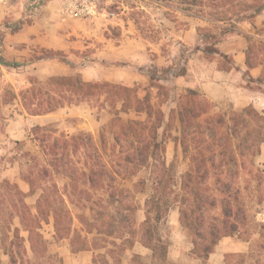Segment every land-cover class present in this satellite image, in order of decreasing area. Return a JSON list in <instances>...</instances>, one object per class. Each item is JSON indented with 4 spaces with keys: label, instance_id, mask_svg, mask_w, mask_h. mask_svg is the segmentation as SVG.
Listing matches in <instances>:
<instances>
[{
    "label": "trees",
    "instance_id": "1",
    "mask_svg": "<svg viewBox=\"0 0 264 264\" xmlns=\"http://www.w3.org/2000/svg\"><path fill=\"white\" fill-rule=\"evenodd\" d=\"M186 1L202 4V0ZM41 3L42 0H32L27 4L28 11L33 13ZM208 51L218 54L217 50ZM246 65L253 68L248 62ZM0 66L19 65L6 62L0 51ZM185 74V67L178 68V72H173L171 67L156 71L150 76L149 87L143 96L137 85L89 82L78 74L32 82L19 95L6 90L2 104L17 103L30 116H44L64 107L86 105L98 114L106 112L110 117L97 138L82 132L73 135L58 133L53 126L33 128L30 140L37 153L24 152L20 156L21 180L28 185V192H22L18 185H10L8 181L0 184V189L10 191L8 198L13 212L9 219L18 220L21 228L14 230V241L24 243V238L19 235L22 230L29 235L32 251L37 241L46 244L38 230L52 220L55 240H68L73 247L78 239L81 246L72 252L91 251L85 245L91 231L72 228V210L80 213L87 210L89 214L96 210V217L88 219L80 214L78 222L84 228L92 226L91 220L102 224L108 229L104 236L112 239L108 244L121 250L125 244L132 243L137 224L135 213L138 206L129 201L134 192L143 191L147 181L139 182L138 192L125 188L124 182L143 170H149L152 176V194L145 201L146 221L142 239L159 256L164 255L165 249L159 238L154 240L153 228L157 229L165 221L174 206H180V222L190 232L197 226L189 214L201 210V219L195 218V221L203 220L204 223L208 218L205 212L220 211L206 227L208 237L204 240L209 239L208 242L203 246L193 240L197 256H208L222 237L240 231L246 225V212L240 204L242 190L236 187L235 180L246 170V163L261 153L264 113L246 107L240 112L216 114L214 104L193 89L170 98L168 93L171 89L161 82L184 77ZM255 82L262 83L263 79ZM151 90L157 91L158 106L152 101ZM161 97L165 100L170 98L175 103V109L167 117L160 109ZM175 122L178 135L169 136L167 126ZM168 137L175 149L174 161L169 166L165 161ZM15 145L20 148L25 144L15 142ZM179 150L187 162L186 169L178 178L181 201L176 200L177 194L173 190L177 183L174 166ZM58 180L64 181L62 187ZM37 192L40 194L33 205L36 211L33 215L26 200ZM191 204L196 205L194 210L190 208ZM193 233L194 236L201 235V232ZM61 234L64 237L60 238ZM11 244L13 247L14 242Z\"/></svg>",
    "mask_w": 264,
    "mask_h": 264
},
{
    "label": "rangeland",
    "instance_id": "2",
    "mask_svg": "<svg viewBox=\"0 0 264 264\" xmlns=\"http://www.w3.org/2000/svg\"><path fill=\"white\" fill-rule=\"evenodd\" d=\"M57 8L58 2L52 0L38 14L35 11L30 13L27 5L22 2H16L8 10H0V51L6 62L19 65L0 66V184L8 181L10 185L16 184L22 191L28 192V185L21 181L20 156L24 152L37 153L35 144L30 140L33 128L53 126L58 133L73 135L82 132L97 138L100 129L110 118L106 112L98 114L86 105L64 107L44 116H30L17 103L2 104L6 90L19 95L35 81L43 82L50 77L78 74L89 82L137 85L143 96L144 90L149 87L150 76L156 71L171 67L173 72H178V68H187L189 62L192 70H196L195 67L216 59L220 68L227 69L230 67L231 56L223 57V54L227 49L235 47L241 49L250 65L261 68L259 76L263 79L262 83H256L250 71L244 74L241 81L255 97L253 104L247 107L264 113V100L257 95L264 93V0H202V4H191L186 0H119L117 5L111 6L114 17L104 14L99 18L82 20H62L48 15L57 13ZM44 14L47 15L46 20H42ZM186 36H189L188 42H183L181 39ZM208 50H217L221 56ZM253 74L256 77L259 73L254 71ZM161 84L171 89L168 96L172 99L189 89L183 82L176 84L173 79ZM240 85L243 86L242 83ZM151 93L153 103L158 106L157 91L151 90ZM170 98H160L163 101L160 109L166 117L175 109V103ZM212 103L216 114L242 110L234 109L231 101ZM130 117L134 118L133 115ZM177 128L175 122L167 126L166 132L175 137L178 135ZM15 142H23L25 145L19 148ZM166 144L169 153L166 150L165 161L169 166L174 161L175 149L169 137ZM186 164L179 150L174 166L177 183L173 186L178 201L182 198L178 178L186 169ZM263 164L264 146L253 161L251 159L246 163V170L235 180L236 187L242 190L240 204L246 212V225L242 231L246 234L259 229L252 223V215L256 198L264 200ZM151 178L150 171L143 170L135 178L124 182L125 188L138 192L139 182L147 181L143 191L134 192L129 202L137 206L144 203L152 187ZM58 184L62 187L64 181L58 180ZM9 192L6 188L0 189V256L8 258L0 260V264H61L58 256H64L61 251V242L64 241H53L52 220L38 230L46 244L37 241L32 251L25 241H14V230L18 228L19 222L9 219L13 212L10 209L12 203L8 198ZM39 194L37 192L26 200L33 215H36L33 205ZM193 206L196 205L191 204L190 208L194 210ZM72 211V228L76 231H91L85 245L92 249L96 263L108 264L107 256L123 255L129 245L125 244L121 250L109 245L112 239L104 236L103 233L108 229L103 228L102 224L91 220L92 226L84 228L78 222V215L84 214L92 219L96 217V210L94 214H89L87 210L85 213L76 209ZM219 213L217 209L205 212L208 218L204 223L203 220L195 221V218L201 219V210L189 214L190 220L197 226L195 231L186 229L192 242L194 240L203 246L208 242L209 239L204 240L208 237L206 227ZM153 232L162 236L164 244L168 242L166 223L157 229L153 228ZM193 232H201V235L194 236ZM19 235L20 238L26 237L21 231ZM59 237L64 236L61 234ZM80 241L75 240L71 249L79 248Z\"/></svg>",
    "mask_w": 264,
    "mask_h": 264
},
{
    "label": "crops",
    "instance_id": "3",
    "mask_svg": "<svg viewBox=\"0 0 264 264\" xmlns=\"http://www.w3.org/2000/svg\"><path fill=\"white\" fill-rule=\"evenodd\" d=\"M48 15L60 18L59 15L54 12ZM46 17L47 15L44 14L42 20H46ZM188 37L189 36H186L181 40L183 42H188ZM216 55L221 56L220 53ZM227 56H231L229 57L231 59L230 67L227 69L220 68L217 59L209 64L205 63L201 64L199 67H195L196 70H192V64L189 62L185 76L173 79V81H175L176 84L178 82H183L187 88L200 92L210 102L231 101L234 104V109L241 110L253 104L255 98L253 92L244 87L246 85L241 81L242 77L247 71H250L254 80L260 79L259 75L261 68H248L246 65L247 59L240 48L236 49L233 47L232 49H227L223 57ZM254 71H258V76L254 77ZM240 81L243 86L240 85ZM257 95L262 97L261 100H264L263 92ZM166 150H168L167 146ZM149 191L144 203L138 206L135 213L137 224L134 228L135 232L132 237V243L127 247L122 256H107L106 262L108 261V264H264V200L256 198L253 206L255 209L252 215V223L258 226L259 229L250 232V234H246L242 231L243 227H241L240 231L234 235L222 237L213 246L208 256H197L194 254L192 239L186 231V228H184L180 222V208L178 206L172 207L163 222L168 226V242L164 244L162 242V236L156 235V239H154L157 240L159 238L165 249L164 255L159 256L158 253L148 247L142 239L144 230L143 224L146 221L145 201L152 194V188H150ZM22 192L25 193L26 191ZM18 229H21L19 223ZM21 232L23 231L21 230ZM23 233L26 235V237L24 236L23 238L28 244V249L31 250L28 242L29 235L27 232ZM52 239L53 241L55 240L54 228ZM63 241L64 243L61 242V251L64 256H58L61 260V264H98L95 261L96 256H93L94 254L92 251L84 250L74 254L69 241ZM54 244L56 243L54 242ZM7 259V256H0V260Z\"/></svg>",
    "mask_w": 264,
    "mask_h": 264
},
{
    "label": "built area",
    "instance_id": "4",
    "mask_svg": "<svg viewBox=\"0 0 264 264\" xmlns=\"http://www.w3.org/2000/svg\"><path fill=\"white\" fill-rule=\"evenodd\" d=\"M32 0H0V10L12 8L16 2H22L26 5ZM52 0H42V3L35 9L38 14L45 4ZM58 2L57 14L61 19H95L104 14L108 17H114L115 13L111 11V6L119 3V0H53Z\"/></svg>",
    "mask_w": 264,
    "mask_h": 264
}]
</instances>
